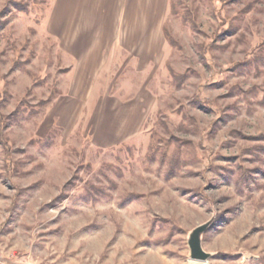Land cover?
Wrapping results in <instances>:
<instances>
[{"label":"rangeland","instance_id":"obj_1","mask_svg":"<svg viewBox=\"0 0 264 264\" xmlns=\"http://www.w3.org/2000/svg\"><path fill=\"white\" fill-rule=\"evenodd\" d=\"M53 2L0 0V264H264V64L229 70L264 42V0L168 7L154 107L134 142L107 150L84 140V118L51 130L71 80ZM211 220V257L192 261L188 237Z\"/></svg>","mask_w":264,"mask_h":264},{"label":"crops","instance_id":"obj_2","mask_svg":"<svg viewBox=\"0 0 264 264\" xmlns=\"http://www.w3.org/2000/svg\"><path fill=\"white\" fill-rule=\"evenodd\" d=\"M168 6L169 0H54L49 5L47 29L57 35L71 77L53 112L58 119L53 126L75 127L84 118V140L103 150L137 139L155 104L149 85L165 62Z\"/></svg>","mask_w":264,"mask_h":264},{"label":"trees","instance_id":"obj_3","mask_svg":"<svg viewBox=\"0 0 264 264\" xmlns=\"http://www.w3.org/2000/svg\"><path fill=\"white\" fill-rule=\"evenodd\" d=\"M180 5H181V3L179 2V0H169V6L168 7L172 6L173 7L172 10L174 11V14L176 16H178V14H177L178 11L175 10L174 7L176 8L177 6H180ZM217 9H219L218 6H217ZM189 13H192V15L194 14L193 10H189ZM216 16L217 17L221 16L220 18H222V20L221 19L220 20L217 19V20H218V22H221V26L226 27L227 31H228L231 27V24H230V22L229 23L227 22V19L224 18V16L221 14L220 10H218ZM192 22L195 23V19L192 20ZM218 31L219 30H217L216 32L218 33ZM163 34L165 36V40L167 41V44H169L171 47L172 46L174 47L175 44H174V40L172 38V35L169 31H167L165 26H164ZM211 42H213V41H211ZM257 43L258 44L251 50V52H247V55H245V57H246L245 60L239 62V64L237 63V64L232 65L229 70H232V72L238 74V73L244 71V69L251 70L252 67H254V69H256V71H259L258 66L260 64H264V51H263L264 50V42H257ZM206 55H208V53L204 54V56H206ZM35 83H36V81H35ZM255 89L257 90V92L260 90L259 87H255ZM5 97H6V93L4 91H1V89H0V103L2 102L3 99H5ZM261 104L264 105V97L262 99ZM204 105L210 107V104L206 101L204 102ZM6 121H8V120L4 119V117L2 115H0V125L6 127ZM58 129H59V127L55 125V126H53V128L51 130H52V132H55V131H58ZM259 138L264 139V135H260V136H258V138H252V139L256 140ZM38 140H40V139H38ZM1 141L3 142L2 145L4 146L5 153H6V157H4L5 158V167L7 168V170L11 169V171L12 170L15 171V169H17V168H16V164L14 163V161H12V158H10L11 153L9 150L11 148L9 147L10 145H8L9 141L7 139H5V140L2 139Z\"/></svg>","mask_w":264,"mask_h":264},{"label":"water","instance_id":"obj_4","mask_svg":"<svg viewBox=\"0 0 264 264\" xmlns=\"http://www.w3.org/2000/svg\"><path fill=\"white\" fill-rule=\"evenodd\" d=\"M212 225V220L200 225L190 233L188 237V248L190 260L196 262H206L210 259L211 255L204 251L202 246V236Z\"/></svg>","mask_w":264,"mask_h":264}]
</instances>
